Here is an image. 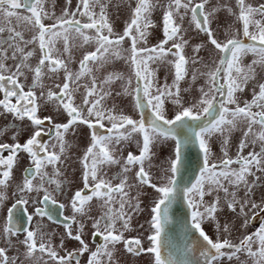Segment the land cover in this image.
I'll return each instance as SVG.
<instances>
[{"label":"snow or ice","instance_id":"6c2138e0","mask_svg":"<svg viewBox=\"0 0 264 264\" xmlns=\"http://www.w3.org/2000/svg\"><path fill=\"white\" fill-rule=\"evenodd\" d=\"M111 2L77 0L72 8V0H65L56 15L46 7L48 0H0V115L10 114L19 122L12 125L13 142H0V207L9 198L6 189L20 154H26L29 161L0 229V239L6 244L0 247V264H17L18 256L7 255L13 238L24 247L25 259L36 264H81L85 253L86 264H115L119 245L137 257L149 254L150 264H247L241 255L252 264H264V192L256 199L257 191L264 188V82L256 79L255 68L264 67V2L254 6L247 0H235L234 7L217 5L206 10L210 0H135L134 7L129 3L130 14L121 32L110 22ZM157 8L162 10L163 38L149 45L150 29L155 27L151 16ZM221 8L241 26L226 31L223 39L212 27ZM13 19L17 26L25 25L31 31L30 39L13 26ZM46 20L52 22L46 24ZM190 31L205 35L207 40L192 45V55L188 56L185 50L191 37H185ZM77 40V46L85 51L79 70L73 72L68 67L71 56L67 61L62 57ZM125 41L129 42L127 48L123 47ZM61 42L62 52L57 47ZM206 45L212 46L210 55L214 52L219 57L211 64L199 55ZM85 46H94V50ZM248 53L258 59L243 65L242 58ZM33 57H37L35 64ZM115 60L125 61L130 73L123 91L115 96L129 97L138 118L118 111L115 102L106 106L113 96L111 84L125 77L109 72L99 79L94 71ZM165 63L171 66L172 81L160 84L158 69L151 65ZM189 64L193 65L191 80L182 89ZM198 64L207 70L196 68ZM45 77L52 86L45 85ZM201 77L204 83L196 87ZM82 78L87 82L81 84ZM250 82H254L252 98L241 101L238 94ZM81 87L84 92L76 103ZM168 104L172 105L171 115ZM49 106L53 114L41 115ZM65 114L66 122H57ZM241 124L242 138L232 157L230 140ZM81 126L88 129L89 144L79 157L82 187L72 190L71 182L63 178L62 166L72 147L67 137ZM6 131L0 130V136ZM25 133L27 138L21 143ZM48 136L52 139L46 141ZM134 136L140 137L135 141L138 154L128 151L124 155V145L132 143ZM213 137L219 139L222 152L215 161L210 146ZM169 143L170 154L159 168V178L154 179V148ZM257 145L259 151L255 150ZM192 147L198 150V172L185 182V149L190 152ZM249 147L252 150L245 155ZM113 166L119 170L109 176L106 169ZM145 187L152 190L145 229L148 234L128 238L125 233L133 231L134 217L145 210L141 199L148 195ZM65 189L70 194L61 202L58 197L65 195ZM133 189L135 196L131 195ZM94 200L98 214H93ZM180 202L185 208L182 238L174 241L165 228L173 223L174 206ZM66 209L69 215L64 214ZM45 218L64 231H47ZM257 219L258 227L249 232ZM236 221L241 231L238 242L230 238ZM205 224L213 225L215 238L205 230ZM89 226L91 240L98 237L101 241L94 250L85 239ZM139 228L144 229V224ZM57 234L58 246L53 243ZM68 241H75L78 247L68 249Z\"/></svg>","mask_w":264,"mask_h":264},{"label":"rangeland","instance_id":"374dc122","mask_svg":"<svg viewBox=\"0 0 264 264\" xmlns=\"http://www.w3.org/2000/svg\"><path fill=\"white\" fill-rule=\"evenodd\" d=\"M61 1V10L64 8L65 6V0H60ZM232 1V2H230ZM248 3H252L254 6L257 5L260 2H264V0H247ZM77 1L76 0H72V8H75ZM129 3L132 4V6L134 7V3L132 1L129 0H112L111 5L109 6L108 9V13L112 14L113 17H111V21L114 23V30L117 32H121L123 30L124 24L125 22L128 20L129 14H130V9H129ZM217 5H228V6H235V0H210L209 3V9L212 7H215ZM48 7V6H47ZM49 9L52 10V8L49 6ZM207 9H208V5H207ZM97 11H99V9L97 8ZM224 17L220 19V21H218V19L216 20V22L213 23L212 27L214 30H216L217 34L219 33V36L221 39L224 38V34L226 31H235L236 29H239L241 26L238 22H235V17H233L234 22H232V24H230V20L231 19V15L226 11L225 8H221V10L217 13V17ZM51 21L46 20L45 23H49ZM155 25V27H153L152 29H150L152 35L149 38V45H153L158 43V41L161 38L162 32H160V23L159 22H154L153 23ZM185 25H186V21H185ZM122 26V27H121ZM190 33V34H189ZM188 36H186L185 38L191 37V43L190 46L186 48V54L191 56L192 55V45H195L198 42V40H200L201 43H205L207 40V37L203 34H201L200 36H197L196 34H194L193 32H189ZM5 35H7V33H5ZM31 31H30V36L27 39L31 38ZM191 35V36H189ZM243 38V37H241ZM79 44V41H74L73 42V46L70 49V53H64L63 57L66 61L68 60L69 55L71 56V60L68 61V67L73 71L76 72L79 70V61L82 59V55L85 51L84 48H80L77 45ZM129 46V42L125 41L123 44L124 48H127ZM57 47L60 48L61 52L63 51V45L62 42L57 44ZM87 50H94V46H85ZM211 45H206V49H202L200 52V56L203 58L204 62H208L212 60H218V54L217 53H211L210 55V50H211ZM37 57H33L32 58V63L35 64V62H33L34 59H36ZM168 59H171V57H168ZM254 59H258L257 56H255L253 53H248L247 55H245L242 58V64L243 65H248L251 64L252 61ZM8 64H12V61L9 60L7 62ZM95 68V66H93ZM152 68L154 69H158L157 71V77H158V81L160 84H163L165 82V80H167L168 83H171L172 81V69L170 65L165 64H152L151 65ZM196 68H200L201 71H206L207 69L203 68L201 65H196ZM256 68V72H257V77L256 79L260 82H264V67H261L259 65L255 66ZM192 69H193V65L189 64V74L188 77H186V81L185 82H181V88H185L187 87V82H190L191 80V74H192ZM109 72H116V73H121L123 74V76L125 77L124 80H117L114 81L111 84V89L113 91V96L109 99H107L106 101V106L110 107L114 102L119 106L118 107V111L120 109H122L126 114H131L134 116V118H138V114L135 113V111L133 110V108L130 106L129 104V97H124L123 99H121L120 97H116L115 93L116 92H122L123 91V85L126 83V79L128 77L129 73V68L128 65L125 63V61L123 60H115L112 63L108 64L105 66L104 69H102L99 72H95L94 71V75H96L99 79H103L104 76H106ZM61 77V82H62V78H63V73L61 72L60 74ZM29 83H31V79H29L28 81ZM87 82V78H82L80 83L83 84ZM44 83L46 86H52V81L47 79V77H45L44 79ZM204 83V78L201 77L200 79L197 80L196 82V87H199L200 85H202ZM254 82H250L247 86V88L245 89V91L242 94H238L240 97V100H251L252 95H251V89L253 86ZM84 92V88L81 87L79 93L76 94V103H80L81 101V96ZM192 95L195 96L197 95L195 88L192 91ZM185 99H188V96L185 95ZM51 109L52 106H49ZM171 108L172 105L168 104V109H169V115H171ZM255 110V109H254ZM47 114H53L51 113L48 109L46 110ZM66 116V115H65ZM244 128V125L241 124L238 126L237 130H235L232 134L231 140H230V145H229V156L235 157L236 155V151H237V146L239 144L240 139L242 138V130ZM103 131V130H101ZM140 139L139 136H134L132 143L130 144H125L124 145V155H127L128 151H133L134 153H137V146H136V140ZM88 129L84 126H81L78 130V132L75 135H72V137H70L69 139V143L70 144H74L70 149H69V153H67V161H68V165H69V169H67V171L64 174H67L69 181L72 182L71 177H70V171L73 174L74 177L78 176L80 173V163H79V157L82 155L83 150L85 149V147H81L83 146L86 141H88ZM210 146H211V151L213 153L212 159L218 160L219 158L222 157V152H221V144L218 138L213 137L210 140ZM171 147L172 144L169 143L167 145L161 146V147H157L154 148V151L156 152V156L153 158L152 160V168L151 171L154 175V178L158 179L159 178V168L164 164V162L166 161V159L168 158L170 151H171ZM257 148H259V145L256 146ZM256 149V151H258V149ZM251 150V147L246 148L244 150V154L246 155L248 151ZM117 166H113L111 168V171L116 170ZM235 167V165H234ZM112 175H114L112 173ZM111 175V176H112ZM259 175V174H258ZM252 177H249V180H251ZM15 190L12 189V194ZM151 189L145 187L144 188V192L148 193V195L142 196L141 199L143 200V207H146V205H150V199H151V194L152 192ZM264 192V191H261ZM259 191H257L256 193V199L258 200L260 198V193ZM7 193V191H6ZM10 196H13V195ZM131 195L135 196L136 195V189H133L131 191ZM242 195V193H241ZM8 196V193H7ZM8 196V197H10ZM149 196V197H148ZM209 200H211V197H208ZM6 202V201H5ZM229 218H231L229 216ZM137 220H139V224H145V220H146V216L144 215V212L141 213L139 216L136 217ZM1 219H0V229H2V224H1ZM239 221H236V225L237 228L232 232L231 235V239L236 242L238 240V238L241 235V231L239 230ZM253 224H255L253 222ZM205 230L208 232L209 235H213V225L211 224H205L204 225ZM250 230V227L248 229V231ZM253 231V230H252ZM8 252H13L16 255V252L13 251V247L8 250ZM36 256H40L39 252H37L35 254ZM46 259V258H45ZM247 256L246 255H241V260L242 261H246L247 264L249 263V260H246ZM21 262H23V264H36V262L34 260H29V259H25L24 255L23 256H19V259L17 261V264H21ZM39 264H43V261H40ZM134 264H150L149 260L146 256L141 257L140 260H134ZM233 264H235V261L233 262Z\"/></svg>","mask_w":264,"mask_h":264},{"label":"flooded vegetation","instance_id":"af4514ba","mask_svg":"<svg viewBox=\"0 0 264 264\" xmlns=\"http://www.w3.org/2000/svg\"><path fill=\"white\" fill-rule=\"evenodd\" d=\"M129 1H132L133 3H135V0H129ZM230 2H232V1H230ZM53 4H54V6H53ZM49 6L52 8V10L49 9ZM46 7L50 11H55L56 15H59L61 13V11H62L61 10V1L60 0H48V4L46 5ZM208 9H209V4H208ZM206 10H207V5H206ZM109 15L111 17H113L112 14H109ZM110 16H109V18H110ZM224 17H222V16L219 17L218 18V21H220L221 18H223V20H224ZM151 19H152V22L153 23L156 22V21L160 23V26H161L160 27V32H162V10L160 8H157L152 13ZM229 20H230V24H232V22H234V19H233V16L232 15H231V19H229ZM51 22H49V23H51ZM110 22H112L111 21V18H110ZM12 24H13V26H16L17 27V30L18 31H24L25 39L29 38L30 31L27 30V28H26L25 25H19V26H17V23H16L15 19H13ZM185 27H187V21H186ZM213 28H215V27H213ZM194 34H196V33H194ZM160 35H161V38L160 39H162L163 38V35L162 34H160ZM189 36H191V35H189ZM197 36H200L201 37V34L200 35H197ZM218 36H219V33H218ZM198 42L201 43L200 40H198ZM245 42L248 43L249 41L245 40ZM37 56H38V53H37ZM171 59H172V57H171ZM33 62L36 63L37 62V58L34 59ZM205 63L211 64V61H208V62H205ZM188 69H189V65H188ZM29 79H31V76L30 75H29ZM29 79H28V81H29ZM0 95H2V94H0ZM48 110L51 113H53V109H51L50 107H48ZM40 114L41 115H50V114H47L46 111H42ZM65 115L58 117L57 118V122H66V119L67 118H66ZM18 123H19L18 121H14L13 117L10 114L0 115V130L7 129V131L4 133V135L0 136V142H7V143H12L13 142L12 139H11V134H12V130H13L12 129V125L13 124H18ZM70 137H72V134H69V136L67 137L68 141H69ZM26 138H27V133H25L24 135H22L20 137V142L23 143L24 139H26ZM44 139L47 141V140L52 139V137L51 136H48V137H45ZM88 144H89V140L86 141V143L83 146H81V147H85L86 148L88 146ZM71 145L73 146V145H75V143L74 144H71ZM257 149L259 151V148H257ZM68 153H69V150H68ZM4 155L6 156L7 153H4ZM28 166H29V161H28L27 155L24 154V153H21L20 154V159L18 160L17 165L13 169V175H12L10 181H9V187L6 189V191L8 193V196H10L12 194V189L15 190L16 184H18V183H20L22 181V176H23V173H24V169L26 167H28ZM67 169H69V165H68V161L66 159L64 165L62 166V171L64 172V174L67 171ZM118 170H119L118 169V166L116 167V170H113V171H111V168L110 169H106V171H107V173H108L109 176H111L112 173L115 175L118 172ZM48 171H51V168H49ZM69 174H70V177H71V180H72V182H71V189L72 190H75L77 187H82V184H81V181H80L81 168H80V173H79L78 176L74 177L73 174L71 173V171H70ZM63 178H65L67 181H69V178H68L67 174ZM154 179H156V178H154ZM258 191L259 192L264 191V188H261ZM150 192H152V191H150ZM68 194H70L69 193V190L68 189H65V195L62 196V197H58V199L61 202H64V201L67 200ZM221 195H223V193H221ZM14 199H15V197L10 196L6 200V202L4 203V205L2 207H0V219H1V222H2L1 223L2 224V227L4 226V223H5L6 210L14 202ZM206 199L209 200L208 197ZM92 203L94 205V212H93V214H98L99 213V209H98V207H95L96 201L94 200ZM49 207L50 208H53V209L56 208L55 205H49ZM117 207H118V205H117ZM148 207H149V204L146 205V207H144V209H145L144 210V215L146 216V220H145V224H144V229L139 228V225L140 224H139V220L136 219V217H137L136 216V217H134V219L132 221L133 231L128 232V233H125V236L126 237L131 238V237L137 236L139 233H144V235H147L148 234L147 232H145V229L148 227V224L146 223V221H148L150 219ZM29 211H31V208H29ZM64 214L65 215H69L70 212L66 209L64 211ZM54 215H55V212H54ZM17 216H18V220H19L20 219V214L18 213ZM261 218H264V216H262ZM58 219H62V217H59ZM259 222H260L259 219H257L254 222L255 224L252 223L251 226H250L249 232H252V230L254 231L258 227ZM44 223L48 225V227H47L46 230L49 231V232L59 233V232H63L64 231L62 226H60L58 223H53L51 221H48L47 218L44 219ZM86 232H88V235L85 237V239L89 240L90 246L94 250L95 249V245L97 243H100L101 241H100V239L98 237L96 238L95 241L91 240V228H90V226L88 228H86ZM20 238L22 239L23 237L21 236ZM236 242H238V240ZM53 243H54V245H57L58 246V244H59V235L58 234L54 237ZM3 246H6V244H5V242L2 239H0V247H3ZM7 247H8V250H10L13 247V251L16 252V255H15L13 252H10L9 253L7 251V255L9 257H17V256L19 257V256H23V253L25 251V249H24L23 246H21V245H19V244H17L15 242V238H13V246H7ZM66 247L68 249H73V248L78 247V244L75 241H68V242H66ZM118 247H119L120 250L114 256V262H115V264H134V260H140L141 257H143V256H146L148 258V260H149V263H150V255L149 254H142L141 256L137 257V256H134V255H131V254L126 253L123 250V245H119ZM145 247H147V243H145ZM166 252H167V250H165V253ZM60 254L63 255L64 253L61 252ZM39 255H40V253H39ZM44 258L47 259L46 256ZM87 259H88V254L85 253L84 256H82L80 258L81 264H86ZM246 260H249V263L252 264V261L248 257H247Z\"/></svg>","mask_w":264,"mask_h":264},{"label":"water","instance_id":"95a60500","mask_svg":"<svg viewBox=\"0 0 264 264\" xmlns=\"http://www.w3.org/2000/svg\"><path fill=\"white\" fill-rule=\"evenodd\" d=\"M185 164L188 166V171L185 172L184 175L187 176V178L189 179L193 176L194 171L198 172V150L195 147H192L190 152L188 149H185ZM174 209V221L172 224L166 226L165 233L168 237L172 238L175 241L178 238H182L181 226L184 219L182 214L185 211V208L181 210L179 206L175 205ZM194 238L195 237H193V239Z\"/></svg>","mask_w":264,"mask_h":264}]
</instances>
